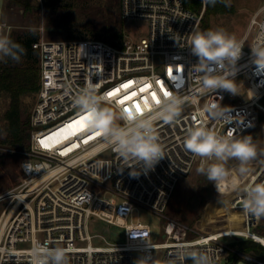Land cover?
<instances>
[{
    "label": "built area",
    "instance_id": "obj_1",
    "mask_svg": "<svg viewBox=\"0 0 264 264\" xmlns=\"http://www.w3.org/2000/svg\"><path fill=\"white\" fill-rule=\"evenodd\" d=\"M199 1L205 8L206 0ZM121 10L127 21L148 22L147 36L125 33L120 46L94 38L34 43L40 51L41 86L31 116L30 147L20 163L21 181L0 194V202L6 201L0 211V264H33V241L67 248L68 264H133L136 253L165 264L182 247L210 249L215 264L222 257L233 263L235 241L253 239L264 245V235L259 240L251 229L260 220L242 211L244 190L233 204L243 214L242 228L190 237L187 224L167 217L163 239L154 241L150 224L129 222L138 207L164 215L181 178L200 161L184 147L189 128L208 127L219 135L231 131L233 137H242L261 126L264 149V69L253 63L252 54L253 48H264V5L238 41L242 45L235 77L238 95L202 89V73L194 71L197 58L191 53V38L204 9L197 12L183 0H121ZM89 84L118 114L128 108L152 116L166 91L187 97L175 121L154 120L164 157L152 170L145 173L135 160L125 162L86 121L81 122L84 114L74 97ZM213 103L230 109L212 117L205 106ZM135 170L140 174L134 177ZM262 181L264 159L244 189ZM98 222L120 228L123 235L109 239L94 232ZM95 238L104 244H95ZM237 256V264H264V258L249 253L237 251Z\"/></svg>",
    "mask_w": 264,
    "mask_h": 264
},
{
    "label": "clouds",
    "instance_id": "obj_2",
    "mask_svg": "<svg viewBox=\"0 0 264 264\" xmlns=\"http://www.w3.org/2000/svg\"><path fill=\"white\" fill-rule=\"evenodd\" d=\"M210 5L217 2L228 4L226 0H206ZM242 45L223 29L198 31L191 38V53L197 58L194 71L202 73L200 85L204 90H224L238 95L239 88L235 81L238 71L236 65L241 56ZM253 63L264 69V48H253ZM26 55L23 45L16 43L9 36L0 35V59L10 58L16 63ZM249 100L252 99L250 95ZM187 97L180 94L163 95L157 103L154 115L144 116L135 112L120 110L117 115L105 106V97L97 94L95 86L89 84L74 97L78 110L87 114V124L99 133L103 143L113 148L125 161L135 160L146 173L164 157L159 138L154 127V120L165 123L175 121L180 115ZM212 117L221 116L229 110L217 103L206 105ZM123 121V124L118 123ZM184 147L194 156L200 158L197 172L204 175L209 182H214L218 193L223 191L222 183L229 176L226 164L235 159L239 162L235 169L237 176L248 174L249 163L258 155V146L251 135L233 137L219 135L213 128L194 127L187 130ZM264 153V149L259 150ZM139 171L131 172L138 176ZM234 189L239 186L233 184ZM223 203V202H222ZM242 211L246 216L256 220L264 219V181L252 183L244 189ZM33 264H68V249L65 247H48L39 241H33L31 247ZM215 264L214 254L210 249L179 248L165 264ZM135 264H156L153 257L143 255Z\"/></svg>",
    "mask_w": 264,
    "mask_h": 264
},
{
    "label": "rangeland",
    "instance_id": "obj_3",
    "mask_svg": "<svg viewBox=\"0 0 264 264\" xmlns=\"http://www.w3.org/2000/svg\"><path fill=\"white\" fill-rule=\"evenodd\" d=\"M34 9H25L21 0H5L3 15L0 26V35L9 36L14 30H36L40 34V40H59L74 37H81L80 25L84 23L83 13L88 9L82 4V0H59L56 9L48 7L45 0H30ZM227 10L222 13L212 14L206 17V7H201L203 17L197 30H216L223 29L229 35L236 38L237 41L243 39L247 33L252 16L264 5V0H227ZM207 5V4H206ZM205 20V24H203ZM67 25L68 27L66 28ZM72 26L71 29H69ZM149 25L146 21H127L124 19L123 31L133 38H142L147 36ZM85 36V35H84ZM85 38H92L86 34ZM227 95L230 93L226 92ZM25 102L33 110L37 100V94L25 96ZM229 101L232 99L229 96ZM264 102V99L262 100ZM10 104L9 93L0 92V138L5 132L6 119L5 112ZM117 115L118 112L110 107ZM120 123V121H118ZM261 126L249 131L245 135H251L258 146V155L252 160L248 167L250 171L243 177L237 176L235 169L239 162L231 159L227 162L226 167L229 169L228 178L222 183L223 191L218 193L215 183L209 182L204 175L197 172L200 161L193 169L181 178L177 188L167 206L164 215L153 212L144 207L135 209L129 219V222L148 223L153 227L154 241L163 239V229L167 217L174 218L189 226L190 237H196L202 233L217 232L231 228H242L243 214L240 210L233 207L234 201L242 195L244 186L247 183L250 174L254 173L261 165L264 159V153L259 150L263 149ZM0 194L16 187L22 178L20 168L21 161L27 156L26 151L20 155L13 151L10 146L0 145ZM21 159V160H20ZM239 186L236 190L233 184ZM223 202V203H222ZM6 201L0 202V211ZM94 226V232L105 234L109 239H114L119 233L123 232L120 228L105 222H98ZM257 227H251L252 230L261 233L264 228V219H260ZM256 233L257 237H261ZM264 234V233H263ZM120 237V236H119ZM95 244H104L101 238L94 239ZM139 253L135 254L133 264L140 258ZM156 264H158V261ZM219 264H237L230 263L226 257H222ZM252 264H256L252 262Z\"/></svg>",
    "mask_w": 264,
    "mask_h": 264
},
{
    "label": "trees",
    "instance_id": "obj_4",
    "mask_svg": "<svg viewBox=\"0 0 264 264\" xmlns=\"http://www.w3.org/2000/svg\"><path fill=\"white\" fill-rule=\"evenodd\" d=\"M183 1L187 7L197 12L202 7L199 0ZM21 2L25 9H34L30 0H21ZM54 2L58 3L59 0H54ZM82 4L88 9L86 12L84 11V23L80 25V30L85 36L78 38H85L87 34L94 39H101L115 46H120L125 37L121 0H82ZM226 10L225 3L217 2L214 6L207 3L205 20L212 14L222 13ZM205 20H203L202 25L205 24ZM69 27V29L72 28V26ZM9 37L16 43L23 45L26 49V55L22 56L19 63L8 57L0 59V92L5 91L10 96V104L5 112L7 123L5 132L0 138V145L10 146L21 158L22 152L27 151L30 147L32 131L31 116L33 110L24 98L28 95H38L41 86L40 51L34 47V43L40 40V34L36 30L14 29ZM71 38L77 37L72 35ZM263 233L264 228L262 235H264ZM233 247L236 251L230 255L231 261L237 260V251L264 258V245L253 239H239L233 243Z\"/></svg>",
    "mask_w": 264,
    "mask_h": 264
},
{
    "label": "snow or ice",
    "instance_id": "obj_5",
    "mask_svg": "<svg viewBox=\"0 0 264 264\" xmlns=\"http://www.w3.org/2000/svg\"><path fill=\"white\" fill-rule=\"evenodd\" d=\"M177 71H179V70H177ZM168 73H169L170 76H172L173 80L176 79V76H175L174 73H173V69L169 68V69H168ZM142 91H143V89H142ZM108 95L111 96L112 93H109ZM164 95L167 96V95H169V93L166 91V92L164 93ZM153 98H154V99L156 98V94H155V93H153ZM156 102L159 103V100H157ZM121 103H123V101H121ZM124 111H125V112H128V113H131V110L128 109V108H125ZM137 111H139V106H137ZM87 119H88L87 114H84V115L80 118L81 122H85V121H87ZM228 134H232V132L229 131ZM96 135L99 136L100 134H99V133H96ZM40 143H41V144H44V141L41 140Z\"/></svg>",
    "mask_w": 264,
    "mask_h": 264
},
{
    "label": "water",
    "instance_id": "obj_6",
    "mask_svg": "<svg viewBox=\"0 0 264 264\" xmlns=\"http://www.w3.org/2000/svg\"><path fill=\"white\" fill-rule=\"evenodd\" d=\"M4 1L5 0H0V26H1V20H2V15H3V7H4ZM239 264H248L247 262H240Z\"/></svg>",
    "mask_w": 264,
    "mask_h": 264
},
{
    "label": "flooded vegetation",
    "instance_id": "obj_7",
    "mask_svg": "<svg viewBox=\"0 0 264 264\" xmlns=\"http://www.w3.org/2000/svg\"><path fill=\"white\" fill-rule=\"evenodd\" d=\"M45 3H47L48 7L51 9H56V5L58 4L54 2V0H45Z\"/></svg>",
    "mask_w": 264,
    "mask_h": 264
},
{
    "label": "bare ground",
    "instance_id": "obj_8",
    "mask_svg": "<svg viewBox=\"0 0 264 264\" xmlns=\"http://www.w3.org/2000/svg\"><path fill=\"white\" fill-rule=\"evenodd\" d=\"M259 235H260L261 237H257V238L260 240V239H262V235H261V234H259Z\"/></svg>",
    "mask_w": 264,
    "mask_h": 264
}]
</instances>
